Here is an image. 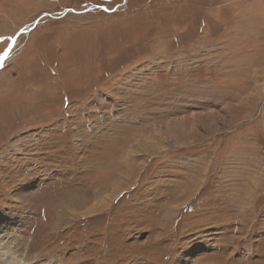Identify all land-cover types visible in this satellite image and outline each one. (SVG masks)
<instances>
[{"label": "rangeland", "instance_id": "1", "mask_svg": "<svg viewBox=\"0 0 264 264\" xmlns=\"http://www.w3.org/2000/svg\"><path fill=\"white\" fill-rule=\"evenodd\" d=\"M0 264H264V0H0Z\"/></svg>", "mask_w": 264, "mask_h": 264}, {"label": "bare ground", "instance_id": "2", "mask_svg": "<svg viewBox=\"0 0 264 264\" xmlns=\"http://www.w3.org/2000/svg\"><path fill=\"white\" fill-rule=\"evenodd\" d=\"M116 186V185H115ZM103 201V200H102ZM101 202V201H100Z\"/></svg>", "mask_w": 264, "mask_h": 264}]
</instances>
